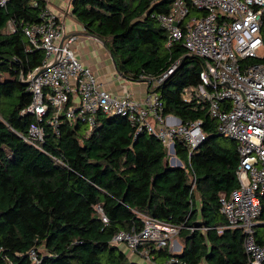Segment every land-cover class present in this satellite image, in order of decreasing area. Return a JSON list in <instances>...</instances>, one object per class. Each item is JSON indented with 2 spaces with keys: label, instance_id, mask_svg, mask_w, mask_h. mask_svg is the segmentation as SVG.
I'll return each instance as SVG.
<instances>
[{
  "label": "trees",
  "instance_id": "1",
  "mask_svg": "<svg viewBox=\"0 0 264 264\" xmlns=\"http://www.w3.org/2000/svg\"><path fill=\"white\" fill-rule=\"evenodd\" d=\"M171 1L70 0L69 8L83 31L102 41L124 78L156 79L175 64L151 90L162 115L201 121L204 140L188 161L185 143L173 141L181 166L169 165L156 137L144 132L132 138L133 128L119 115L97 112L88 133L84 123L61 116L56 126L48 124L50 110L40 120L21 114L31 93L20 76L44 59L42 50L30 47L24 28L39 21L46 3L8 0L0 6V264H137L110 238L138 229V213L180 226L178 253L151 251L158 264L170 257L171 264H249L241 230L217 232L225 225L218 196L237 186L236 143L216 132L206 103L194 94L203 60L179 42L165 47L166 32L152 16L167 13ZM33 122L45 129L38 146L23 139ZM259 205L253 235L262 244L264 192Z\"/></svg>",
  "mask_w": 264,
  "mask_h": 264
},
{
  "label": "built area",
  "instance_id": "2",
  "mask_svg": "<svg viewBox=\"0 0 264 264\" xmlns=\"http://www.w3.org/2000/svg\"><path fill=\"white\" fill-rule=\"evenodd\" d=\"M7 1L0 0V6ZM43 1L46 8L39 11V21L24 28L30 47L42 50L44 59L25 78L20 76L28 82L31 93L30 103L20 113L40 120L50 110L48 124L56 126L61 116L72 123H84L88 133L95 125L97 112L119 115L133 128L132 138L145 132L159 139L169 165H182L174 154L176 139L185 143L188 161L204 140L201 121L181 123L172 115H162L161 102L151 90L175 64L158 78L142 81L146 90L140 100L128 92L110 93L77 58L72 48L76 36L67 33L57 15L49 10L50 0ZM152 16L166 32L165 47L179 42L187 54L203 60L194 94L206 103L216 132L236 143L238 156L234 172L237 186L218 196L225 225L218 227L217 232L222 228L240 229L248 263L261 264L264 243L255 242L253 229L260 212L259 196L264 192V0H172L167 13ZM9 29L14 31V25L9 24ZM249 58L263 61L249 62ZM44 138V127L34 122L23 137L36 146ZM95 209L101 222L107 223L101 207L96 205ZM138 218V229L118 230L110 243L141 256L144 264H158L151 251L164 247L172 255L180 251L173 238L180 226L140 213ZM30 256L37 262L34 251ZM173 260L170 257L162 264Z\"/></svg>",
  "mask_w": 264,
  "mask_h": 264
},
{
  "label": "crops",
  "instance_id": "3",
  "mask_svg": "<svg viewBox=\"0 0 264 264\" xmlns=\"http://www.w3.org/2000/svg\"><path fill=\"white\" fill-rule=\"evenodd\" d=\"M69 1L50 0L48 8L63 23L65 31L76 36L75 41L72 43V48L79 61L91 69L98 82L108 92L113 94L128 92L132 98L136 100L142 99L146 90L145 83L142 81H131L119 75L103 43H101L102 41L77 34L84 31L71 15Z\"/></svg>",
  "mask_w": 264,
  "mask_h": 264
},
{
  "label": "rangeland",
  "instance_id": "4",
  "mask_svg": "<svg viewBox=\"0 0 264 264\" xmlns=\"http://www.w3.org/2000/svg\"><path fill=\"white\" fill-rule=\"evenodd\" d=\"M177 236L178 235H175L173 238L176 241V243H178L180 245V243H182V240L179 238V236L178 237ZM117 247L125 252L129 261L135 262L137 264H144V261H143L144 259L141 256L134 254V253H131L127 249H123V247L121 245H117Z\"/></svg>",
  "mask_w": 264,
  "mask_h": 264
},
{
  "label": "water",
  "instance_id": "5",
  "mask_svg": "<svg viewBox=\"0 0 264 264\" xmlns=\"http://www.w3.org/2000/svg\"><path fill=\"white\" fill-rule=\"evenodd\" d=\"M77 34H79V35H82V36H89V37H93V38H95V39H97V40H99V38H97L96 36H94V35H91V34H89V33H86V32H80V33H77ZM102 43V42H101ZM109 54V53H108ZM109 56H110V54H109ZM110 58H111V56H110ZM112 63H113V65H114V62L112 61ZM118 73V72H117ZM119 74V73H118ZM119 75H121V74H119ZM122 76V75H121ZM24 83L25 84H27L28 82L27 81H24ZM178 120V119H177Z\"/></svg>",
  "mask_w": 264,
  "mask_h": 264
}]
</instances>
